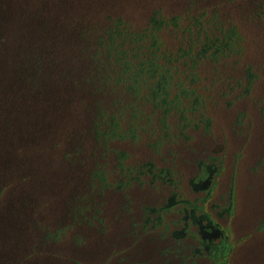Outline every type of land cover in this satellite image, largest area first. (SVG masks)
<instances>
[{
  "label": "rangeland",
  "instance_id": "1",
  "mask_svg": "<svg viewBox=\"0 0 264 264\" xmlns=\"http://www.w3.org/2000/svg\"><path fill=\"white\" fill-rule=\"evenodd\" d=\"M257 1L197 0L192 8L193 12L205 9L210 14L218 11L228 27H237L243 37L240 45L244 51L241 49L243 53L239 52L242 54L230 53L229 57L224 55L220 60L205 59L197 63L189 62L187 56H180L167 65L164 57H158L160 69L169 68V74L173 75L171 97L175 94L177 86L174 83L177 82L183 83L190 91L195 90L183 102L190 106L195 97L199 98L196 105L211 120L213 139L190 127L187 130L191 134L190 139L174 136L154 148L153 142L162 139L159 134L164 132L159 129L151 136L152 127H158L156 116L159 112L152 114L153 121L150 122L147 115H151L152 106L149 102L136 100L135 105L141 107L143 113L133 116V108H124L125 102L122 101L120 105L123 108L117 117L122 126L119 129L122 136L108 141L111 152L106 154L107 164L95 166L106 169L107 175L110 171L109 180L117 182L119 173L112 170L117 160L120 163L117 159L120 152L126 153L124 162L127 165L154 158L158 165L171 167L176 180L184 179L178 189L182 192L187 188L189 194L187 179L194 171L193 163H187L193 158L191 147L199 151L205 144L221 143L230 170L239 156L235 167L233 213L231 218L224 219L230 236L219 261L198 258L194 263L190 257H183L179 249L166 248L169 238L161 239L159 228L143 226L145 206L161 203L174 189L160 180L151 183L149 178L143 185L133 182L119 189L117 194L108 193L104 205L100 201H93L95 207L90 204V216L92 210L95 212L102 207L106 229L102 231L96 225L84 224L65 232L60 227L55 232L62 236L61 240L48 247L43 240L47 227L71 219L73 203L88 187L91 162L85 157V148L81 147L82 144L87 147L90 135L87 125L91 103L86 91L91 85L86 89V84L74 76L71 83L63 81L49 85L45 89L47 94H33V103L21 99L24 140L23 144H17L18 151L14 154L19 165L12 166L11 145H7L8 167L2 165V170H9L8 176L12 170L16 173L0 195V264H75L78 257L84 264H133L143 260L146 264H264V19L257 22L248 17L252 6L259 3ZM65 2L68 0H56L54 3L62 5ZM73 3L72 13H82L83 20L88 22L90 30L87 37L92 44L109 23L108 15L123 19L131 30L141 31L148 27L155 9H160V13L167 17L184 15L190 0H73ZM69 6L64 5L65 8ZM60 20L64 26H69L75 21L74 13L72 21L68 17ZM162 29L156 32L161 41L160 52L176 56L181 48L172 32L174 27L167 25ZM96 52L97 48L92 54ZM100 56L99 53L97 59ZM91 60L92 63L94 60ZM249 65L253 66L255 80L249 82L246 92V86L234 88V77L244 79V69ZM65 70L74 73L72 67L66 66ZM97 84L98 90L102 89L103 85ZM121 86L119 82L114 83V90L109 94L100 90L102 93L96 96L98 110L102 107L107 109L112 94L124 97ZM25 89L35 90L36 87ZM140 90V95L147 93V85ZM171 114L174 115L175 111ZM108 115L107 118L111 116ZM239 115L241 121L238 123ZM131 125L136 127L134 137L130 132L134 128ZM0 161L4 162V158L1 157ZM227 173L228 168L224 175ZM125 194L129 198H125ZM99 197L104 201L103 196ZM133 222L138 223V230L130 232L128 227ZM75 233L85 235V242L80 246L74 244ZM115 247L118 248V257L112 255L107 259V253Z\"/></svg>",
  "mask_w": 264,
  "mask_h": 264
},
{
  "label": "trees",
  "instance_id": "2",
  "mask_svg": "<svg viewBox=\"0 0 264 264\" xmlns=\"http://www.w3.org/2000/svg\"><path fill=\"white\" fill-rule=\"evenodd\" d=\"M55 1L0 0V159L4 158V162L0 161V195L9 183V179L16 173L12 170L11 175L8 176L9 170L7 168L2 170L3 164L8 167L7 145H11L12 166L19 165L14 160V154L18 151L17 144H23L24 140L23 119L20 113L21 99L25 98L33 103L35 100L33 94L37 96L38 93L47 94L45 89L49 85L63 81L71 83L74 76H77L80 83L86 84V89L91 85L86 91V97L88 95L91 103L90 121L87 125L90 135H88L87 147L86 145L83 147V144L81 147L85 148V157L90 158L91 162L88 187L79 193L78 199L73 203L71 219L47 227L43 240L50 248L62 238L61 235L57 236L58 232H55L60 227L65 229V232L70 229L72 231L76 225L79 227L84 224L96 225L102 231L106 229V220L101 215L102 207L97 208L95 212L92 210L90 216V204L92 205L93 201H100L99 203L104 205L108 193L117 194L119 189L126 187L125 182L131 173L122 170V166L118 160L116 161L112 172L119 173L120 178H126L124 186L119 187L120 179L117 182L109 180L110 171L107 175L106 169L95 166L107 164L106 154L111 152L108 141L118 138L120 134L121 125L117 118L118 111L123 108L120 102H125L124 108L131 106L134 114L143 113L141 107L135 105L136 100L149 102L152 113L147 115L148 118L154 113L151 102L153 88L150 84H157L163 74L158 57H164L167 61L164 63L167 65L177 61L180 56H187L189 62L197 63L205 59L220 60L224 55L229 57L230 53H243V46L240 45L243 37L239 29L235 26L228 27L218 11L213 14L205 9L193 12L197 0H190L188 11L184 15L167 17L160 13V9L151 11L153 14L149 18L148 27L141 31L131 30L123 19L108 15L109 23L103 27V31L99 32L100 35L92 44L87 37V31L90 30L88 22L83 20L82 13L73 12L75 21L69 25L70 27L64 26L60 20L68 17L72 21L73 0H68L62 5H57ZM257 3L250 9L248 17L260 22L264 19V1L258 0ZM64 5L70 6L65 8ZM167 25L174 27L172 32L180 44L181 49L176 56L169 52H160L161 41L160 37L156 36V32L160 28L165 29ZM96 48L97 52L93 55ZM99 53L101 56L97 59ZM91 59L94 60L92 63ZM66 66L72 67L74 73L64 71ZM152 68L158 69L154 71ZM252 70L253 66L249 65L244 69V79L239 76L234 77V88L246 86V92L249 82L255 80V72ZM97 82L103 85L102 89H99L108 94L114 90L113 84L119 82L124 97L112 94L109 106L113 108L110 109L107 105V109L102 107L98 110L96 96L102 92L98 90ZM144 85H147L148 92L140 95V89ZM25 87H36V89L27 90ZM115 90L118 91V88ZM243 94L246 95L244 92ZM157 112H160L159 109ZM133 113L131 114L134 116ZM107 115L111 116L107 118ZM99 196H103L104 201L99 200L102 198ZM125 198H129L128 194H125ZM132 224L136 227L130 225L128 231L135 232L138 230V223ZM73 238L74 244L78 246L85 242V235L81 233H75ZM112 255L118 257L117 247L107 253V259ZM143 261H134L133 264H146ZM75 264L84 263L78 257Z\"/></svg>",
  "mask_w": 264,
  "mask_h": 264
},
{
  "label": "flooded vegetation",
  "instance_id": "3",
  "mask_svg": "<svg viewBox=\"0 0 264 264\" xmlns=\"http://www.w3.org/2000/svg\"><path fill=\"white\" fill-rule=\"evenodd\" d=\"M157 69L152 68L154 71ZM169 72V68L164 69L161 75L163 80H159L157 84H150L153 88L152 101L150 99L154 106L153 112L156 114L158 109L160 111L156 116L158 127H152L151 136L159 129L164 130L162 135L159 134V138L163 141L162 139L154 141L153 147L165 140H171L174 136L190 139L191 134L187 131L190 127L201 130L206 138L213 139L214 135L210 129L211 120L206 118L205 113L196 105L199 98L195 97L190 106L183 102V99L192 95L195 90L190 91L183 86V83L177 82L174 83L177 86L175 94L171 97L170 85L173 84L171 81L173 75ZM172 111H175L174 115L171 114ZM240 117L241 115L237 118L238 123L241 121ZM151 120L152 116H149V121ZM130 132L134 137L133 132H136V127L134 126ZM118 135L122 136V133ZM191 149H193V158L187 160V163L192 162L194 167V171L187 179L190 195L187 188L182 192L178 189L184 179L176 180L172 168L158 165L154 158L127 165L124 162L126 153L122 151L118 159L122 170L131 173L125 182L126 186L133 182L143 185L149 178L151 183L160 180L174 187L168 195H165L164 200L167 198L165 201L145 206L143 226L150 225L151 229L159 228L160 238H169L170 243L166 248L179 249L183 257H190L194 263L198 258H208L217 262L230 236L224 219L231 218L233 213L235 167L239 156L235 158L230 170V163L221 143L215 141L213 146L205 144L199 151L195 147ZM227 168L228 173L224 175ZM125 179L120 178L119 187L123 185Z\"/></svg>",
  "mask_w": 264,
  "mask_h": 264
}]
</instances>
